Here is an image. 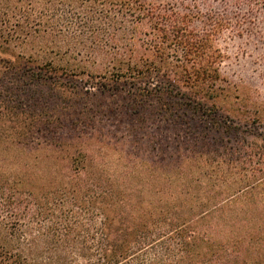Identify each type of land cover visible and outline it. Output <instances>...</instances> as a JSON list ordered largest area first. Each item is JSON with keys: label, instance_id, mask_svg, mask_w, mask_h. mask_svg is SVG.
<instances>
[{"label": "trees", "instance_id": "16d2710c", "mask_svg": "<svg viewBox=\"0 0 264 264\" xmlns=\"http://www.w3.org/2000/svg\"><path fill=\"white\" fill-rule=\"evenodd\" d=\"M63 1L79 4V15L86 19L100 12L113 30L109 42H95L92 50L99 58L104 55L105 73L88 74L93 81L100 80L95 84L107 101L99 107L100 115L108 118L107 112L120 109L131 112L137 123L132 122L134 132L152 123L148 115H162V123L168 125L184 122L188 129L185 118L194 114L208 127L221 128L217 142L201 140L184 149L219 163L211 173L197 175V170L178 161L168 167L123 155L119 174L112 173L96 153V147L106 150L109 145L100 134L78 128L94 122L89 102L98 97L75 90L74 82L71 90L62 80L75 81L85 74L83 68L37 64L12 52L14 43L49 33L42 17L50 4L55 5V17L67 19L59 8ZM248 1L264 7V0ZM39 3L44 10L38 12ZM80 4L92 8L85 10ZM215 15L206 17L210 34L204 43L190 28L200 11L188 9L180 15L161 0H0V142L24 151L36 148L41 159L33 171L25 166L13 177L0 167V228L11 240L10 247L0 244V264H264V247L255 244L252 235L253 222L263 225L264 212L239 205L264 187V145L246 143L236 126L209 113L220 110V95H208L212 90L202 88V97L192 96L193 88H207L218 80L211 36L240 26L228 16L218 23ZM53 43L62 48L61 42ZM109 45L113 51L107 50ZM111 52L115 55L109 60ZM161 75L167 77L164 85L155 81ZM56 90L87 101L91 112L84 105L85 112L70 118L76 109L73 99L58 106L62 112H45L38 104L53 99ZM38 108L41 112H36ZM64 122L76 134L64 138L58 132ZM178 130L174 129L179 137ZM132 142L138 152L140 140ZM156 145L150 144L151 151ZM180 145L174 160H187L188 155L181 157ZM247 160L248 169L261 178L247 177L245 165L238 166Z\"/></svg>", "mask_w": 264, "mask_h": 264}, {"label": "rangeland", "instance_id": "374dc122", "mask_svg": "<svg viewBox=\"0 0 264 264\" xmlns=\"http://www.w3.org/2000/svg\"><path fill=\"white\" fill-rule=\"evenodd\" d=\"M161 2L173 5L180 15L186 14L188 9L200 11L201 17L198 20H194L190 28L195 31L194 35L196 38H199L204 43L208 34H210V23L206 24V17H208L209 13H216L215 21L218 23L221 19L228 16L234 23L238 22L240 24V26L233 24V29L218 31L215 32L214 36H211V51L215 61L214 67H216L218 72V80L215 83L206 84L207 88L205 86L197 89L193 88L192 96L202 97V93L200 94L202 88L212 90L208 95H220V110L209 113L215 114L216 117L220 116L221 119H227L232 125L236 126L238 132L241 133V137L247 138L246 143L264 145V7L254 5L248 0H241L235 4L226 3V1L221 2L220 0H161ZM78 5L63 1L59 8L64 17L68 18H62L61 20L54 16V4L46 7L47 10L49 8V11H47L48 16L46 15L47 17L43 16L42 18L43 22L46 23V29L50 28L48 30L49 33L33 38L27 43H14L12 45L13 54L16 56L22 54L26 59L31 57L37 64L52 62L54 66L76 65L83 68L85 74L76 78L75 81L67 78H62V80L66 82V85L71 90L75 89L72 84L74 82L78 87L75 90H79L82 94L86 91H91L96 95L94 97H98L95 98V101L89 102L93 111L91 115L94 117V122L86 121L81 123L78 128L83 130V132L100 134L102 136L101 139L112 148L108 147L105 150L96 147V153H98L99 157L101 155L105 158L104 160L111 168L113 174H119L122 155L127 158L132 157L134 160L139 158L151 165L166 164L168 167H174L178 161L179 165L182 164L189 170H197V175L211 173V168L219 163H214L208 156L205 159H200L197 156L189 155L184 149L186 146H193L192 144H196L201 140L210 144L215 143L214 139L217 142L222 137L221 128L218 129L216 126L213 127L214 129L208 127L206 122L201 123L199 119L194 118V114H189L185 118V121L190 125L188 129L184 122L180 121L177 125L169 123L168 125L167 122L162 123V115L152 117L148 115L152 123H146L148 126L140 125V130L134 132L132 131L134 128L132 122H135V119L130 116L131 112L120 109V112H107L108 118L100 115L98 112L99 107L103 106L107 101L104 97L99 96V87L95 82L100 80L93 81L88 74L103 75L105 73L101 64L104 55H99L101 56L99 58L93 54L92 50L96 49L95 42L101 41L103 44L109 42L108 37L113 30L109 29L106 23L107 18L105 15L100 14V9L98 11V8L94 7L99 14L93 12L91 14L92 18L86 19L84 15H79L80 8ZM80 6L85 10L92 8V5L88 4H80ZM41 10H44V7L39 3L38 12ZM69 11L70 14L68 13ZM44 29L40 28V32L44 33ZM52 34L57 36V39L50 37ZM53 40L61 42L62 48L57 47ZM108 44L113 46V43ZM110 45L107 50L113 51L110 50ZM109 54L106 57L110 60L115 53L111 52ZM192 59L196 61V56H193ZM155 81L164 85L167 82V77L161 75L159 78L156 77ZM178 85L186 90L185 85L181 83H178ZM64 92L56 90L53 99L48 98L46 102L38 105L43 106L46 109L45 112H62L58 106H63L65 99H73L76 102V109L70 113V118L76 117L75 112H85L83 108L84 105L88 104L87 101L76 100L74 99V94H63ZM87 108H89V105H87ZM36 110H38L36 112H41L39 108ZM91 110L89 108L90 112ZM103 110L105 111L104 108ZM204 125L212 132L208 133ZM58 127L59 125L56 124V130ZM178 128H180V131ZM174 129L178 130L179 137L175 135ZM58 132H61L64 138H67V133L76 134L69 122H64ZM205 133H208L207 135L209 136L203 137ZM218 136L219 138H216ZM134 139L141 142L138 152L134 150L132 142ZM153 141L157 143L156 151H151L150 144ZM232 144L236 147L235 142L232 143L231 141L230 145ZM241 144L244 145V143ZM177 145L181 146V157L189 156L187 160L185 157L181 158L182 160L179 158L174 160L175 155L178 154ZM113 148L117 149V151L113 150ZM35 149L24 151L14 146H8L5 142H0V167L6 173L11 174L12 177L18 174L19 171L24 170L25 166H27L29 172L33 171L39 166L41 161ZM252 161L257 164L259 162L257 158H253ZM247 162L248 160L239 162L238 166L242 167L245 165L244 167L251 169ZM249 169L246 173L247 177L251 179L261 178V174ZM242 173L244 174L243 171ZM31 174L33 175V173ZM183 176L187 175L183 174ZM239 205L242 207L249 205L263 213L264 187L259 188L253 198L244 200ZM256 215L257 219L262 218V215ZM257 222L258 224L253 222V242L262 248V246L264 247V222L263 225L259 224L260 221ZM0 244H4L7 247L11 246V240L7 238V233L2 228H0Z\"/></svg>", "mask_w": 264, "mask_h": 264}]
</instances>
